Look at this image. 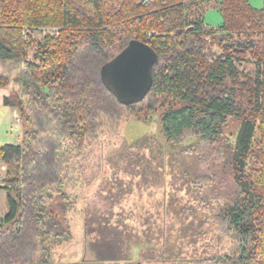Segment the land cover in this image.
I'll use <instances>...</instances> for the list:
<instances>
[{"label": "trees", "instance_id": "obj_1", "mask_svg": "<svg viewBox=\"0 0 264 264\" xmlns=\"http://www.w3.org/2000/svg\"><path fill=\"white\" fill-rule=\"evenodd\" d=\"M206 1L200 17L189 21L192 0H0V60L22 66L17 93L5 103L21 113L24 125L21 142L0 146L7 166L0 264H54L52 246L72 239L67 216L74 202L66 185L73 180L75 160L89 140L118 122L125 107L135 105H123L101 75L132 40L148 43L159 56L145 100L150 109L168 108L161 120L168 140L181 142L192 134L218 144L228 119L240 120L234 144L226 141L236 195L225 203L222 218L235 246L210 264H264V6L218 0L212 7ZM211 8L222 15L218 28L205 23ZM33 26L61 31L46 37L31 61L24 29ZM215 29L247 30L261 38L258 73L246 84L250 111L239 104L244 82L234 58L210 61L204 53L202 37ZM9 85L0 77V87ZM252 156L260 164L253 170L248 168ZM108 225L107 220L100 233L104 243L113 244L104 235ZM88 226L86 218L87 237ZM114 250L112 259H121V247Z\"/></svg>", "mask_w": 264, "mask_h": 264}, {"label": "rangeland", "instance_id": "obj_2", "mask_svg": "<svg viewBox=\"0 0 264 264\" xmlns=\"http://www.w3.org/2000/svg\"><path fill=\"white\" fill-rule=\"evenodd\" d=\"M204 1L192 0L194 5L186 13L189 21L200 17ZM217 1L208 0L212 7ZM249 2L255 8L264 6V0ZM222 21L216 8L205 14L209 27L218 28ZM24 31H28V58L34 61L38 46L48 36L59 37L61 29L33 26ZM260 39L252 31L215 29L201 42L210 61L229 55L234 58L240 82H244L239 86V104L249 111L253 101L246 84L258 73ZM21 74L22 66L0 60V77L8 79L11 99L18 90L15 79ZM148 104L144 100L125 107L118 122L89 140L81 158L75 160L73 180L66 185L74 202L67 216L72 239L52 246L54 264H210L234 249V239L222 218L225 203L236 195L226 141L234 144L240 120L228 119L218 144L204 143L192 134L173 142L166 137L161 121L168 108L150 109ZM260 141L258 130L253 149L259 148ZM248 162L252 170L260 165L253 156ZM4 171L3 181L7 166ZM107 220L104 235L113 244L104 243L100 233ZM114 247H121L119 260L112 259Z\"/></svg>", "mask_w": 264, "mask_h": 264}, {"label": "water", "instance_id": "obj_3", "mask_svg": "<svg viewBox=\"0 0 264 264\" xmlns=\"http://www.w3.org/2000/svg\"><path fill=\"white\" fill-rule=\"evenodd\" d=\"M158 60L157 52L148 43L132 40L102 67V80L123 105L140 103L152 89Z\"/></svg>", "mask_w": 264, "mask_h": 264}, {"label": "crops", "instance_id": "obj_4", "mask_svg": "<svg viewBox=\"0 0 264 264\" xmlns=\"http://www.w3.org/2000/svg\"><path fill=\"white\" fill-rule=\"evenodd\" d=\"M9 97L7 88L0 87V146L17 144L22 141L24 125L20 121L18 110L5 103ZM6 165L0 158V222L7 212V191L3 188V177Z\"/></svg>", "mask_w": 264, "mask_h": 264}, {"label": "built area", "instance_id": "obj_5", "mask_svg": "<svg viewBox=\"0 0 264 264\" xmlns=\"http://www.w3.org/2000/svg\"><path fill=\"white\" fill-rule=\"evenodd\" d=\"M27 32H28V31L25 32V35H27Z\"/></svg>", "mask_w": 264, "mask_h": 264}]
</instances>
